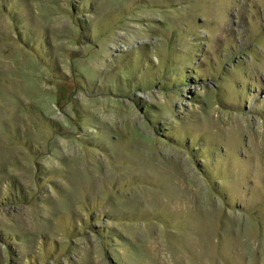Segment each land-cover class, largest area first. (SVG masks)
Listing matches in <instances>:
<instances>
[{
	"label": "rangeland",
	"instance_id": "obj_1",
	"mask_svg": "<svg viewBox=\"0 0 264 264\" xmlns=\"http://www.w3.org/2000/svg\"><path fill=\"white\" fill-rule=\"evenodd\" d=\"M0 264H264V0H0Z\"/></svg>",
	"mask_w": 264,
	"mask_h": 264
}]
</instances>
